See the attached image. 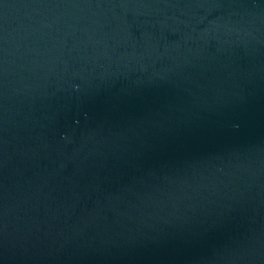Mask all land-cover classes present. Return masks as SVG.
<instances>
[{"label": "water", "instance_id": "1", "mask_svg": "<svg viewBox=\"0 0 264 264\" xmlns=\"http://www.w3.org/2000/svg\"><path fill=\"white\" fill-rule=\"evenodd\" d=\"M0 264H264V0H0Z\"/></svg>", "mask_w": 264, "mask_h": 264}]
</instances>
